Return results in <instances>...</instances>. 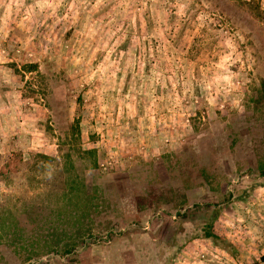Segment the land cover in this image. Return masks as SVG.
<instances>
[{
  "label": "rangeland",
  "instance_id": "obj_1",
  "mask_svg": "<svg viewBox=\"0 0 264 264\" xmlns=\"http://www.w3.org/2000/svg\"><path fill=\"white\" fill-rule=\"evenodd\" d=\"M263 170L264 0H0V264L260 262Z\"/></svg>",
  "mask_w": 264,
  "mask_h": 264
},
{
  "label": "trees",
  "instance_id": "obj_2",
  "mask_svg": "<svg viewBox=\"0 0 264 264\" xmlns=\"http://www.w3.org/2000/svg\"><path fill=\"white\" fill-rule=\"evenodd\" d=\"M262 172L264 173V170ZM262 262H264V255L261 257V261L260 262H256L254 264H262Z\"/></svg>",
  "mask_w": 264,
  "mask_h": 264
}]
</instances>
